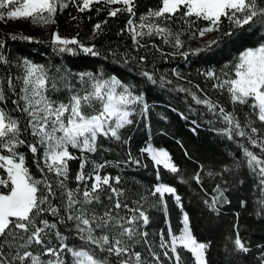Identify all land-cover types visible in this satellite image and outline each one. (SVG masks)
I'll return each mask as SVG.
<instances>
[{
	"label": "snow or ice",
	"instance_id": "obj_1",
	"mask_svg": "<svg viewBox=\"0 0 264 264\" xmlns=\"http://www.w3.org/2000/svg\"><path fill=\"white\" fill-rule=\"evenodd\" d=\"M70 5L79 13H99L106 7L111 18L126 13L129 18L119 34L129 36L133 51L148 49L161 57L187 59L217 46L220 39L232 37L237 30L264 28V0H158L139 16L137 0H0V21L25 19L47 26L55 24L57 15ZM104 24L107 20L93 26V37L103 31ZM213 32H220L221 37L191 53L183 51L186 34L194 39ZM155 40L174 51L166 53ZM51 44L61 54L102 55L95 44L82 43L78 34L68 38L53 31ZM3 49L0 42V264H186L184 253L190 254L187 264H210L211 241L198 240L193 234L176 187L158 182L146 193L135 186L129 190L120 175L103 171L108 162L93 164L85 171L89 165L86 154H95L102 147L101 138L126 144L121 130L135 123L138 115L147 120L149 104L136 85L93 71L73 73L57 68V78L50 68L27 58L13 65ZM110 55L120 59L115 52ZM130 59L141 66L149 63L146 55H125L122 62L127 64ZM139 74L152 85L158 82L154 71L141 67ZM172 74L183 79L175 69ZM201 74L212 81V89L226 95L230 109L199 85L201 95L183 87L177 90L206 109L213 118L209 123L220 125L213 130L237 145L234 168L224 171L235 174V169H246L264 194V43L245 48L228 71ZM159 81L161 86L173 83L164 77ZM58 92H64L65 98L54 95ZM181 118L188 119L183 113ZM192 123L195 133L199 125ZM145 159L156 169L157 181L161 167L173 175L181 172L167 150L147 142L139 155L128 149L123 164L147 168ZM73 160L80 161L74 174L70 169ZM202 172L203 166L192 176L201 187ZM208 175L222 173L210 171ZM70 182H74L72 186ZM180 182H186L182 176ZM213 191L215 195L204 203L219 214V206L230 203L227 189L217 184ZM168 197L181 211L177 230L168 216ZM260 203L264 205V199ZM152 207L163 211L166 230L149 229L153 217L148 209ZM233 231L229 237L232 251L248 254L250 248L238 224Z\"/></svg>",
	"mask_w": 264,
	"mask_h": 264
},
{
	"label": "trees",
	"instance_id": "obj_2",
	"mask_svg": "<svg viewBox=\"0 0 264 264\" xmlns=\"http://www.w3.org/2000/svg\"><path fill=\"white\" fill-rule=\"evenodd\" d=\"M157 4L158 0H137V15ZM73 16L77 19L73 20ZM128 18L126 13H121L115 18L108 17L106 7L99 13L95 10L79 13L70 5L63 13L57 15L55 24L46 26L47 39L30 42L21 36H15L16 39H13L11 34L0 32V42L4 43L3 53L13 65L18 60L27 58L47 66L52 70L51 74L57 78L60 76V73L55 71L57 68L62 72L70 70L73 73L93 71L116 75L124 82L136 85V90L144 94L149 104L147 120L138 115L134 117L135 123L121 130L122 141H128L126 144L101 138L102 147L95 154H86L89 165L85 171H90L93 164L108 162V166L103 171L113 176L120 175L129 190L135 186L140 192L146 193L158 182L176 187L178 194L181 195L184 211L190 217L193 234L198 240L211 241L210 264H260V261L264 259L262 255L264 252V205L260 203L264 199V194L259 191L254 178L246 169H235V174L224 171L225 168H234L235 157L239 154L237 145L224 136L218 135L213 129L220 125L209 123V120L213 118L206 109L195 105L189 94L177 89L183 87L201 95L196 88V85H199L213 100H218L230 109L231 105L226 95H221L212 89V81L205 79L201 73L208 70H215L217 73L228 71L245 48L264 43V28L257 25L251 31L237 30L232 37L220 39V43L210 50L190 54L187 59H184L179 55L161 57L159 53L148 49L133 51L129 36L119 34ZM103 20H107V24L103 25V31L93 37V26ZM199 26L203 27L204 23L199 22ZM224 28H227V24ZM53 31H58L68 38L76 37L78 34L82 43L95 44L102 55L91 57L80 52L76 55L58 53L51 44ZM219 37L221 33L216 32L211 39ZM183 39L185 41L183 51L191 53L192 50L200 48L197 42L198 37L193 39L186 34ZM154 42L160 44L166 53L174 51L159 40ZM111 52H115L120 59L110 55ZM125 55L129 57L146 55L149 63L141 66L135 59H130L129 63L125 64L122 62ZM141 67L155 72L158 81L156 85L143 80L139 74ZM173 69L178 71L183 79L178 80L172 74ZM160 77H164L165 81L171 80L173 83H164L161 86ZM54 95L61 99L65 98L64 92ZM181 113L188 119H182ZM192 121H196L199 125L195 133L192 129L196 125ZM146 124L150 125V129L145 126ZM146 142L167 150L181 172L173 175L161 167L160 181H157L156 169L151 160L145 159L147 168L125 167L123 161L127 158V150L131 149L134 155H139V149L144 147ZM72 151L75 152V150ZM185 151L188 153L187 156ZM76 154L79 155V153ZM79 164V160L70 162L72 174L79 169ZM29 165L31 166L30 159ZM201 166H203L201 173L203 187L192 179ZM32 170L35 171L34 167ZM210 171L222 173V175L209 176ZM181 176L185 183L180 182ZM241 180L243 183H240ZM72 183L74 182H70V186ZM217 184L227 189L225 196L230 201L219 206V214L210 211L204 203L206 199L210 200L211 196L215 195L213 189ZM167 199L168 216L173 229L177 230L181 227V211L171 197ZM148 213L153 217V223L149 225V229L165 228L166 230L163 211L152 207L148 209ZM234 224L239 225V232L248 243L250 248L248 254L232 251L229 237L234 234ZM184 258L187 264L190 254L184 253Z\"/></svg>",
	"mask_w": 264,
	"mask_h": 264
},
{
	"label": "rangeland",
	"instance_id": "obj_3",
	"mask_svg": "<svg viewBox=\"0 0 264 264\" xmlns=\"http://www.w3.org/2000/svg\"><path fill=\"white\" fill-rule=\"evenodd\" d=\"M0 32L9 33L12 36L31 37L33 38L32 40L39 41L48 38L46 26L33 24L30 20L25 19L0 21ZM215 34L216 32H213L206 34L203 38L198 37V47H204L206 42L211 40Z\"/></svg>",
	"mask_w": 264,
	"mask_h": 264
}]
</instances>
